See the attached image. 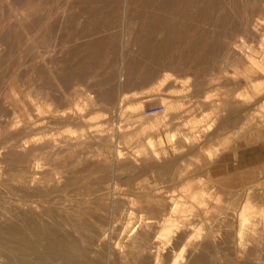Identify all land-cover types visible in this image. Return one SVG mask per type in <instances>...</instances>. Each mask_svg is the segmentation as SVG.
<instances>
[{
    "label": "rangeland",
    "instance_id": "rangeland-1",
    "mask_svg": "<svg viewBox=\"0 0 264 264\" xmlns=\"http://www.w3.org/2000/svg\"><path fill=\"white\" fill-rule=\"evenodd\" d=\"M243 1L0 0V226L13 216L20 226L68 229L87 250V264H153L149 249H116L123 222L139 220L151 251L160 248L159 264H170L186 243L183 264L196 258L200 264H264V0ZM171 103L175 136L169 139L179 152L168 146L169 155L162 151L160 160H146L140 124L165 116ZM160 106L164 112L146 113ZM34 136L58 145L42 171L35 157L6 155ZM68 136L84 145L57 154ZM195 138L200 141L193 146ZM121 155L126 157L116 161ZM145 161L155 167L141 170ZM48 170L62 172L60 186L44 199L28 195L38 184L20 182ZM114 173L128 176L120 182L124 195L113 203L97 179ZM202 190L209 191L207 204L199 206L189 197ZM171 196L193 213H181V206L180 215L173 214L180 229L169 234V243L157 238ZM247 199L260 225L254 219L243 247L235 215ZM102 227L112 228L108 259L107 246L99 244ZM6 260L0 263L15 264Z\"/></svg>",
    "mask_w": 264,
    "mask_h": 264
},
{
    "label": "bare ground",
    "instance_id": "bare-ground-1",
    "mask_svg": "<svg viewBox=\"0 0 264 264\" xmlns=\"http://www.w3.org/2000/svg\"><path fill=\"white\" fill-rule=\"evenodd\" d=\"M243 1V0H242ZM251 1V0H250ZM260 1V0H259ZM244 2V1H243ZM69 4V3H68ZM244 4V3H243ZM246 5V4H245ZM244 5V6H245ZM65 8V7H64ZM243 8V7H242ZM246 14L248 15V13L246 12ZM245 16V15H243ZM259 16V15H258ZM246 17V16H245ZM244 18V17H243ZM249 18V17H248ZM239 19V18H238ZM251 20V19H250ZM243 21V20H242ZM248 22V20H247ZM244 23V22H243ZM125 24V23H124ZM249 24V22L247 23ZM242 26V25H241ZM245 33V32H244ZM244 36V35H243ZM245 37V36H244ZM242 37V38H244ZM245 39V38H244ZM34 49V48H33ZM37 49V48H36ZM216 50V49H215ZM242 50V49H241ZM52 52V51H51ZM243 52V50H242ZM239 54V53H238ZM111 55V54H110ZM229 55V53H228ZM228 57V56H227ZM263 61V60H262ZM124 63V62H122ZM122 68V67H121ZM255 68V67H254ZM260 70V68H259ZM263 70V69H262ZM168 76V75H167ZM115 78V77H114ZM166 78V77H165ZM164 78V82H160L159 86L161 87V85H163L166 80ZM111 80V79H110ZM15 81V80H14ZM16 82V81H15ZM34 88V87H33ZM120 91V90H119ZM39 92V90L36 91V93ZM29 93V92H28ZM31 93V92H30ZM32 94V93H31ZM43 96V95H42ZM41 96V97H42ZM45 97V96H44ZM87 98V97H86ZM15 99V98H14ZM33 99V98H32ZM46 99V98H45ZM44 99V100H45ZM84 99V98H83ZM102 99V98H101ZM47 100V99H46ZM95 100V99H94ZM166 100V99H165ZM6 101V100H5ZM16 101V99H15ZM35 101V100H33ZM89 102V101H87ZM17 103V102H16ZM25 103V102H24ZM85 103V102H84ZM18 104V103H17ZM26 104V103H25ZM86 104V103H85ZM90 104V103H89ZM97 104V103H95ZM110 104V103H109ZM140 104V103H139ZM32 105V104H31ZM30 105V106H31ZM87 105V104H86ZM168 105V104H167ZM18 106V105H17ZM141 106V105H140ZM137 105H135L132 110L136 112V109L138 107H140ZM143 106V105H142ZM20 107V106H19ZM24 107V106H23ZM176 106H174L173 103L169 104L168 107H167V114L163 117H161L160 119H154V120H143L140 124V133L142 135V137H139V141L140 142H143V147L144 149H141V155L143 156V158H145L146 160H150L151 159H154V160H160L161 158V153L162 151H164V155H169V151H167V149L169 148L168 146H172V147H175V145L177 144H173L171 139H169L170 137L172 136H175V134H172V131H171V128H172V125L174 124L172 121L174 120V113L176 112ZM83 108V107H82ZM134 108H136L134 110ZM141 108V107H140ZM138 108V110L140 109ZM29 109V108H28ZM22 110V109H21ZM32 110V109H31ZM79 110L80 107H79ZM35 111V110H34ZM30 112V111H29ZM33 112V111H32ZM82 112V111H81ZM138 112V111H137ZM35 113V112H33ZM46 113V112H45ZM29 114V113H28ZM31 114V112H30ZM29 114V115H30ZM36 114V113H35ZM34 114V115H35ZM33 115V116H34ZM38 115V114H37ZM138 115V114H137ZM15 116V115H14ZM17 116V115H16ZM20 117V116H19ZM33 118V117H32ZM38 118V117H37ZM29 119V118H28ZM91 119V118H90ZM30 121V120H29ZM3 122V121H2ZM21 122V120H20ZM23 122V121H22ZM7 123V122H5ZM16 123V121H15ZM29 123V122H28ZM89 123V122H88ZM21 124V123H20ZM27 124V123H26ZM35 124V123H34ZM39 123L35 124V125H38ZM4 125V123L2 124ZM19 125V123H18ZM34 125V126H35ZM40 125V124H39ZM197 125V124H196ZM125 126V125H124ZM124 126H121V127H124ZM36 127V126H35ZM45 128V127H44ZM120 127H118L117 129H119ZM135 128V127H134ZM196 128V127H195ZM18 129V128H17ZM128 129H129V124H128ZM138 129V128H137ZM194 129V128H193ZM2 130V129H1ZM19 130V129H18ZM123 130V129H122ZM209 130V128H208ZM6 131V130H5ZM17 131V130H16ZM15 131V133H16ZM44 131V130H43ZM82 131V130H81ZM126 131V130H125ZM17 132H20V131H17ZM41 132V131H39ZM4 133V132H3ZM52 133V132H51ZM76 133V132H75ZM139 133V132H138ZM139 133V134H140ZM44 134V133H43ZM65 134V133H64ZM166 134V135H165ZM199 134V132H198ZM12 135V134H10ZM26 135V134H24ZM34 135V134H33ZM42 135V134H41ZM53 135V134H52ZM55 135V134H54ZM59 135V134H58ZM61 135V134H60ZM144 135V136H143ZM31 136V135H30ZM73 136V135H72ZM83 136V135H82ZM85 136V135H84ZM9 137V136H7ZM19 137V136H18ZM22 137V135H21ZM27 137V136H26ZM35 137V136H34ZM27 139L25 138V140H23V142H19L18 144H14L13 146L10 147V149L8 150L7 152V156H12L14 159H17L18 161H23V160H26L27 158H30V157H35L36 158V168L38 169H42L44 170V167L46 165V162L48 160H50L53 156V151L54 149H57L58 145H55L53 142H43L41 144V141L43 138L40 139L39 138V141L38 139ZM47 137V136H46ZM55 137L54 136V140H55ZM65 137V136H64ZM64 137H63V140L61 141V144L59 145L60 149L56 150V153L57 154H60L61 152H64L66 150H70L74 147H78V146H82L84 145V142L81 141V139L79 138H75L73 140H71L68 136V140H64ZM58 138V136H57ZM22 139V138H21ZM24 139V138H23ZM129 139V138H128ZM131 139V137H130ZM196 139V138H195ZM13 140V139H12ZM11 140V141H12ZM45 140H47V138H45ZM49 140V139H48ZM6 141V140H5ZM53 141V140H52ZM200 139H196L193 141L192 145L194 146L195 144L199 143ZM60 142V141H59ZM58 142V143H59ZM127 142V141H126ZM9 144V142H8ZM7 144V145H8ZM142 144V143H141ZM140 144V146H141ZM5 145V144H4ZM168 147V148H167ZM76 150V149H75ZM2 151V150H1ZM7 151V150H6ZM52 151V152H51ZM140 151V149H139ZM174 151L175 152H179V148L175 147L174 148ZM122 152V151H121ZM173 152V151H172ZM2 154V153H1ZM72 154H73V151H72ZM119 155V154H118ZM140 155V156H141ZM182 155V154H181ZM128 156V155H127ZM126 157V155H121V157L116 160V161H119V160H123V158ZM129 157V156H128ZM58 158V157H57ZM78 158V157H77ZM81 158V157H80ZM79 158V159H80ZM167 158V157H166ZM76 159V158H75ZM144 159V160H145ZM56 160V159H55ZM54 160V161H55ZM6 161V160H4ZM52 161V160H50ZM59 161V160H58ZM149 161V162H150ZM176 161V160H175ZM53 162V161H52ZM139 162V160H138ZM163 162V161H161ZM160 162V163H161ZM18 163V162H17ZM57 163V162H55ZM60 163V162H59ZM141 163V162H140ZM154 163V162H153ZM53 164V163H52ZM116 164V163H115ZM177 164V163H176ZM131 165V164H130ZM1 166V165H0ZM35 166V165H34ZM116 166V165H114ZM135 166V165H134ZM133 166V167H134ZM59 167V166H58ZM129 167V166H128ZM155 165L153 164H149L145 161V163L142 164L141 166V170H145V169H151V168H154ZM160 167L162 168H167V167H170V164H164V165H161ZM177 167V166H176ZM4 168V167H3ZM35 168V169H36ZM53 168V167H52ZM55 169V168H54ZM135 169V167H134ZM28 170V169H27ZM62 170V168H61ZM1 171V170H0ZM37 171V170H36ZM40 171V170H39ZM56 171V170H55ZM60 171V170H59ZM70 171V170H69ZM133 171V169H132ZM2 172V171H1ZM30 172V171H29ZM116 172V171H115ZM31 173V172H30ZM62 173L61 171L60 172H44L41 173V177L40 178H31V177H28L27 180H23L21 181L20 183H23V184H34L33 186H35V183L38 184L37 187L35 188H32V191L31 192H28L27 194L32 196V197H40L41 199H44L45 197H47L51 190H53L54 188H57L60 186V183H62V179L63 177L61 175L63 174H60ZM104 173V172H103ZM123 173V172H122ZM135 174V172H133ZM138 173H139V170H138ZM120 174V173H119ZM146 174V173H145ZM20 175V174H19ZM31 175V174H30ZM17 176V175H16ZM22 176V175H21ZM35 176V175H34ZM128 176V175H126ZM125 175L124 176H121V175H118L116 173H114L109 180H105V179H102V178H98V188H100V190H104L105 192L103 193V197H107L108 199H110L113 203L115 202V200L118 198V197H122L124 195V193L121 191V185H120V182L121 180L124 181V179H127ZM25 177V176H24ZM27 177V176H26ZM22 178V177H21ZM1 179V178H0ZM5 179V178H4ZM95 179V178H94ZM107 179V178H106ZM21 180V179H20ZM73 180V179H71ZM89 180V179H88ZM2 181V180H1ZM11 181V179H10ZM87 182V181H86ZM4 185V184H3ZM9 186V185H8ZM21 186V185H20ZM103 186V187H102ZM256 186V185H255ZM78 190L80 187H77ZM76 188V189H77ZM252 188V187H251ZM20 189V187H19ZM18 189V190H19ZM17 190V189H16ZM29 190V189H28ZM249 190V189H248ZM247 190V191H248ZM70 191V190H69ZM86 191V190H85ZM17 192V191H16ZM27 192V191H26ZM189 192V191H188ZM199 192V191H198ZM209 192V191H208ZM208 192L202 190L200 193H192L191 196L189 197V199L193 202L196 201L197 204L202 205H206L207 204V196H208ZM249 192V191H248ZM10 193V192H9ZM60 194V193H59ZM64 195H66L65 193H62ZM72 194V193H71ZM21 195V194H20ZM56 196V193L54 194ZM83 195V193H82ZM81 195V196H82ZM91 195H95V194H91ZM250 195V193H249ZM11 196V195H10ZM50 196V195H49ZM60 196V195H59ZM70 197V195H68ZM75 197H77L76 195H74ZM85 196V195H84ZM134 196V195H133ZM29 197V196H28ZM58 197V196H57ZM62 197V195H61ZM79 197V195H78ZM77 197V198H78ZM88 197V196H87ZM127 197V196H126ZM182 197V196H181ZM181 197L179 199H181ZM12 198V196H11ZM52 198V197H51ZM50 198V199H51ZM54 198V197H53ZM59 198V197H58ZM74 198V197H73ZM91 198V197H90ZM130 198V197H129ZM134 198V197H133ZM183 198V197H182ZM210 199V196L208 197ZM184 199V198H183ZM183 199H181L183 201ZM188 199V198H187ZM18 200V199H16ZM172 201V196H171V199ZM248 200V199H247ZM55 201V200H54ZM52 201V202H54ZM61 201V200H60ZM136 201V200H135ZM170 201V202H171ZM3 202V201H2ZM19 203V202H18ZM67 203V202H66ZM70 205H73L71 202H68ZM74 203V202H73ZM78 203V202H77ZM142 203V202H141ZM163 203V202H162ZM20 204V203H19ZM29 204V203H28ZM36 203H31V205L33 207H36L38 209L40 208H44V207H40L38 204ZM55 204V203H54ZM194 204V203H193ZM63 205V204H62ZM95 205V203H94ZM133 205V204H132ZM136 205V204H135ZM154 205V204H152ZM182 205H185L186 204L183 202H181L180 200H177V199H173L172 201V205L170 206L171 209H170V212L168 214L165 215V217L163 218V222H162V225L160 227V231L158 233L159 237L157 238V240L161 239V237H166L165 239H167L168 237L170 238L172 233H176V231H179L180 229V224L178 225V222H180L179 220H177V218L175 217V219L173 218V214L178 213L179 211V208L182 206ZM69 206V205H68ZM78 206V205H77ZM98 206V205H96ZM134 206V205H133ZM156 206V205H155ZM189 206V204H188ZM17 207V206H16ZM23 207V205H22ZM112 207V206H111ZM154 207V206H153ZM184 207V206H182ZM187 207V206H186ZM184 207L183 208V211L182 209L180 210L181 213L185 212L184 209L186 208ZM256 207V206H254ZM18 208V207H17ZM75 208V207H74ZM88 208V207H87ZM129 208V207H127ZM193 208V207H192ZM191 208V209H192ZM196 208V207H195ZM69 209V207L67 208ZM187 209V208H186ZM185 209V210H186ZM190 209V207H189ZM190 209V210H191ZM253 205L250 203V200H248V202L246 204H244V206L239 210L237 211L238 213L235 215L237 216V221L236 223H238V229H237V235H238V238L240 241L236 242L239 243L241 246H245L247 244L246 242V238L248 236V233L246 232L247 229L249 227H253V225L255 224L254 223V219H253V215H252V212H253ZM48 210V209H47ZM53 210V209H52ZM52 210L50 212H52ZM65 210V209H64ZM76 210V209H75ZM74 210V211H75ZM84 210V209H83ZM193 210V209H192ZM191 210V212L189 211L188 212V209L186 211L185 214H188V213H193ZM258 210V209H256ZM260 210V209H259ZM264 210V209H262ZM16 211V210H15ZM14 211V212H15ZM29 211V210H28ZM41 211V209L39 210ZM44 211V210H43ZM79 211V210H78ZM169 211V210H168ZM255 211V210H254ZM8 212V211H7ZM13 212V214H14ZM24 212V211H23ZM25 212H26V209H25ZM56 212V210H55ZM68 212V211H67ZM165 212V211H164ZM259 212V211H258ZM10 213V212H9ZM28 213V212H27ZM54 213V212H53ZM71 213V212H70ZM140 213V212H139ZM254 213H257V212H254ZM17 214V213H16ZM43 214V213H42ZM55 214V213H54ZM103 214V213H102ZM101 214V215H102ZM124 214V213H123ZM130 214V213H129ZM176 214V216H177ZM264 214V213H263ZM35 215V214H34ZM45 215V214H44ZM68 215V213H67ZM66 215V216H67ZM91 215V214H90ZM116 215V214H114ZM180 215V214H179ZM260 215V214H259ZM255 216L256 218H258V216ZM21 216V215H20ZM51 216V215H50ZM113 216V215H112ZM262 216V215H261ZM259 216V218L261 217ZM1 217V215H0ZM11 217V222L9 221L6 226H0V258L3 259H7L9 261H13L15 264H87L85 262V259H84V254H85V251L87 250H84V248L82 247V245L80 244L77 236L70 230L66 229L64 231L60 230V232L56 231L52 226L48 225L46 226V229H43L41 225H39L38 223L36 222H31L29 223L28 226H20L17 224V222L13 223L14 220L13 219V216H9ZM16 217H18L16 215ZM22 217V216H21ZM92 217V216H90ZM114 217V216H113ZM121 217V216H120ZM135 217V215H134ZM140 217V216H139ZM182 218V216H180ZM179 217V218H180ZM264 218V215L262 216ZM261 217V218H262ZM15 218V217H14ZM95 218V217H94ZM116 218V217H115ZM128 218V216H127ZM184 218V217H183ZM187 218V217H186ZM260 219L261 222H263L264 220ZM55 219V218H54ZM119 219V218H118ZM117 219V220H118ZM134 219V218H133ZM19 220V219H18ZM21 220V219H20ZM64 220V219H63ZM62 220V221H63ZM100 220V219H99ZM120 220V219H119ZM127 220V219H126ZM125 220V221H126ZM136 220V219H135ZM4 221V219H3ZM17 221V220H16ZM23 221V220H22ZM37 221V220H36ZM68 221V220H67ZM122 221V220H121ZM123 222L124 225L121 229V232H122V236L124 237L125 234H127V239L124 241H122V238H121V241L115 243L118 247L116 249H118L120 252H122V254H125L124 251H126V248H139V251H143V252H147L148 249L150 250L149 252L153 254V264H159L160 263V258H161V254H160V248H157L156 247V251H154L155 249H153V251H151L150 249V246H151V243L149 241H147L140 233H139V229L141 228V223L136 221L135 223L133 222V220H128L126 222ZM149 221V220H148ZM256 221V219H255ZM88 222V221H87ZM86 222V223H87ZM114 222V221H113ZM257 222V221H256ZM260 222V221H259ZM259 222H257V224H259ZM24 223V222H23ZM22 222L20 224H23ZM89 223V222H88ZM87 223V224H88ZM98 223V222H97ZM107 223V222H105ZM116 223V222H114ZM43 224V223H42ZM49 224V223H48ZM109 224V223H108ZM153 224V223H152ZM26 225V224H25ZM89 225V224H88ZM92 225V224H91ZM150 225V224H149ZM252 225V226H251ZM260 225V224H259ZM262 225V224H261ZM54 226V225H53ZM77 226V225H76ZM185 226V225H184ZM79 227V226H78ZM95 227V226H93ZM93 227H91L92 229H94ZM202 227V226H201ZM152 228V226H151ZM184 228V227H183ZM200 228V227H198ZM80 230V228H78ZM87 229V227H86ZM85 229V230H86ZM90 229V227L88 226V230ZM91 229V230H92ZM114 229L118 230L117 227H115ZM154 229V228H152ZM254 229L257 230L256 227H254ZM253 229V231H254ZM73 230V229H72ZM87 230V231H88ZM120 230V229H119ZM188 230V229H187ZM199 230V229H198ZM198 230H196L197 232H199ZM252 230V229H251ZM259 230V229H258ZM202 231V230H201ZM200 231V233H201ZM204 231V230H203ZM206 231V230H205ZM249 231V230H248ZM251 231V232H253ZM91 232V231H90ZM181 232V231H180ZM257 232V231H256ZM112 233V228L110 229H107L106 227H102L100 229V235H98V237L100 236L101 239L99 240V244L101 246H104V244L107 246L108 248V251H107V259H108V255L111 254V249H112V246H110L109 244V240L112 239L111 237V234ZM199 233V234H200ZM169 234H171L169 236ZM198 234V235H199ZM250 234V233H249ZM252 234V233H251ZM157 235V236H158ZM210 235V234H209ZM253 235V234H252ZM251 235V236H252ZM97 236V235H96ZM201 236V234H200ZM203 236V235H202ZM250 236V237H251ZM254 236V235H253ZM174 237V236H172ZM171 237V238H172ZM88 238V237H87ZM169 238L167 239V241L170 243L169 241ZM170 238V239H171ZM236 238V237H235ZM255 239V237H253ZM86 239V238H85ZM84 239V240H85ZM156 239V238H155ZM163 239V241L165 242L166 240ZM237 239V238H236ZM88 240V239H87ZM251 241L250 242H254L252 239H250ZM264 240V239H263ZM83 241V240H82ZM89 241V240H88ZM162 241V239H161ZM248 241V240H247ZM87 242V241H86ZM111 242V241H110ZM156 242V241H155ZM246 242V244H245ZM256 242V241H255ZM259 242V241H258ZM257 242V243H258ZM98 243V242H97ZM163 243V242H162ZM203 243V241H202ZM260 243V242H259ZM258 243V245H259ZM163 244H166L167 245V242L163 243ZM162 244V245H163ZM204 244V243H203ZM238 245V244H237ZM235 245V246H237ZM85 246V245H84ZM165 245H163L164 247ZM160 247V246H159ZM188 247V244H184L180 249L179 251L177 252L176 255H174V257L172 258V261L170 262V264H183V262L185 261L186 263V259L185 258V252L188 250L187 249ZM206 247V245H205ZM259 247V246H258ZM93 248V247H92ZM99 248V247H98ZM162 249V248H161ZM236 249V248H235ZM240 249V248H239ZM105 250V249H104ZM138 250V249H137ZM199 250V249H198ZM244 250V249H243ZM90 251V250H89ZM103 251V250H102ZM101 251V252H102ZM250 251V250H249ZM227 252V251H226ZM225 252V253H226ZM238 252H241L240 250ZM140 253V252H139ZM242 253V252H241ZM256 253V252H255ZM253 254L251 252V254H253V256H255L256 254ZM106 254V253H105ZM142 254V253H141ZM121 255V254H120ZM127 255V254H126ZM129 255V254H128ZM133 255V254H132ZM197 257L199 254H196ZM241 255V254H240ZM240 255L238 256V259H240ZM130 256V255H129ZM151 256V255H150ZM192 256V255H191ZM200 256V255H199ZM243 256V255H241ZM259 256V255H257ZM256 256V257H257ZM87 257V256H86ZM118 257V256H117ZM123 257V256H122ZM121 257V258H122ZM188 257V256H187ZM210 257V256H209ZM237 257V256H236ZM88 258V257H87ZM205 258V257H204ZM217 258V257H216ZM244 258H245V254H244ZM262 259V257H260ZM120 259V258H119ZM128 259V258H126ZM126 259H123L126 260ZM202 259V258H201ZM242 259V258H241ZM256 259V258H255ZM6 260V261H7ZM260 261V259H257ZM5 261V260H4ZM92 261V260H91ZM113 261V260H112ZM118 261V260H117ZM130 262V260H127ZM202 260L196 258L194 260L191 261L190 264H200ZM108 262V261H107ZM125 262V261H124ZM140 262V261H139ZM92 263V262H91ZM101 263V262H100ZM142 263V262H141ZM261 263V262H260ZM1 264V263H0ZM125 264V263H124ZM142 264H148L146 262H143ZM228 264V263H227ZM263 264V263H262Z\"/></svg>",
    "mask_w": 264,
    "mask_h": 264
},
{
    "label": "built area",
    "instance_id": "built-area-1",
    "mask_svg": "<svg viewBox=\"0 0 264 264\" xmlns=\"http://www.w3.org/2000/svg\"><path fill=\"white\" fill-rule=\"evenodd\" d=\"M164 107L163 106H160V107H156V108H151L149 110H147V114L148 115H154V114H160L162 112H164Z\"/></svg>",
    "mask_w": 264,
    "mask_h": 264
}]
</instances>
